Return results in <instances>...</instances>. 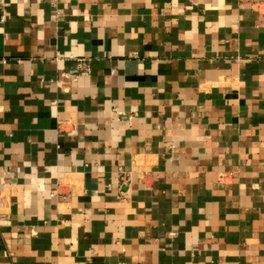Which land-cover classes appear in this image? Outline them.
Wrapping results in <instances>:
<instances>
[{
	"label": "crops",
	"instance_id": "obj_1",
	"mask_svg": "<svg viewBox=\"0 0 264 264\" xmlns=\"http://www.w3.org/2000/svg\"><path fill=\"white\" fill-rule=\"evenodd\" d=\"M0 206V264H264V0H0Z\"/></svg>",
	"mask_w": 264,
	"mask_h": 264
},
{
	"label": "built area",
	"instance_id": "obj_2",
	"mask_svg": "<svg viewBox=\"0 0 264 264\" xmlns=\"http://www.w3.org/2000/svg\"><path fill=\"white\" fill-rule=\"evenodd\" d=\"M128 181H129V177H128L126 171L121 168V182H122V186H126L128 184ZM51 195L55 196V193H52ZM0 213H1V208H0Z\"/></svg>",
	"mask_w": 264,
	"mask_h": 264
}]
</instances>
